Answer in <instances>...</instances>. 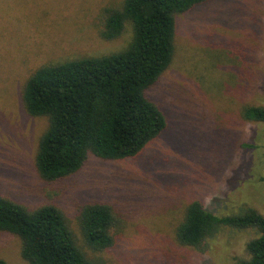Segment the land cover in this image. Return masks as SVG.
<instances>
[{
    "label": "rangeland",
    "instance_id": "obj_1",
    "mask_svg": "<svg viewBox=\"0 0 264 264\" xmlns=\"http://www.w3.org/2000/svg\"><path fill=\"white\" fill-rule=\"evenodd\" d=\"M124 0H0V195L34 210L65 213L78 245L107 264H240L250 259L256 228L222 227L204 250L176 237L186 207L200 201L218 216L253 208L264 216V122L245 121V105L264 106V0H212L177 15L175 57L147 96L168 128L136 158L90 155L78 173L41 178L36 155L49 127L29 115L24 87L35 71L83 57L110 55L130 43L100 31L103 11ZM112 206L121 219L115 246L85 242L84 204ZM22 240L0 232V259L29 264Z\"/></svg>",
    "mask_w": 264,
    "mask_h": 264
},
{
    "label": "trees",
    "instance_id": "obj_2",
    "mask_svg": "<svg viewBox=\"0 0 264 264\" xmlns=\"http://www.w3.org/2000/svg\"><path fill=\"white\" fill-rule=\"evenodd\" d=\"M212 0H124L103 11L100 31L105 41L133 36L123 50L83 57L38 68L23 93L27 113L47 117L36 168L42 179L56 182L74 175L92 154L102 160L136 158L168 128L162 109L147 91L175 57L177 15ZM245 121L264 122V106L245 105ZM82 236L95 251L116 244L114 229L121 219L112 206L84 204L79 213ZM222 227L256 228L260 236L248 244L250 259L240 264H264V216L253 208L218 216L200 201L185 211L176 237L183 246L204 250ZM0 232L22 240V257L29 264H107L89 259L78 245L63 210L46 205L34 210L0 195ZM0 264H7L0 259Z\"/></svg>",
    "mask_w": 264,
    "mask_h": 264
}]
</instances>
